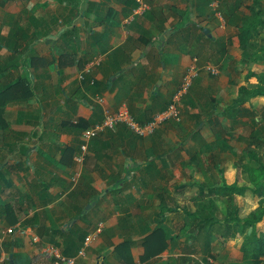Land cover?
Instances as JSON below:
<instances>
[{
    "label": "crops",
    "instance_id": "obj_1",
    "mask_svg": "<svg viewBox=\"0 0 264 264\" xmlns=\"http://www.w3.org/2000/svg\"><path fill=\"white\" fill-rule=\"evenodd\" d=\"M1 1L0 264H56L53 248L75 264H213L221 221L203 217L214 207L207 200L236 183L232 152H242L245 135L260 124L258 113L243 108L264 107L252 84L260 60L242 57L238 19L223 13L220 0L177 3L181 14L175 0ZM195 57L221 70L196 77L179 103L180 120L148 136L125 124L106 129L76 161L82 127L122 106L150 120L169 107ZM211 178L222 184L209 186ZM201 220L209 221L195 238ZM99 224L102 232L86 244ZM236 235L220 242L229 249ZM246 240L240 256L229 250L222 262L247 260Z\"/></svg>",
    "mask_w": 264,
    "mask_h": 264
},
{
    "label": "rangeland",
    "instance_id": "obj_2",
    "mask_svg": "<svg viewBox=\"0 0 264 264\" xmlns=\"http://www.w3.org/2000/svg\"><path fill=\"white\" fill-rule=\"evenodd\" d=\"M236 3L235 10L236 13L232 16V19H239L237 22L238 27L239 26H246V25H253L252 27V35L250 37V41L248 45L245 46H240L241 49H243L242 52V57H245V55L253 58L258 57L260 53L262 52V49L264 48V26L260 21L264 22V0H233ZM180 3L184 4L186 3V0H175V12L178 14H181V11H183L176 6ZM6 5L5 2H2L0 0V12L3 11L2 7ZM9 8V6H6ZM212 13L214 14L213 8H211ZM216 11H220L219 6L216 9ZM255 26V27H254ZM250 46V48H248ZM235 50L236 48H231ZM239 55V54H238ZM202 61H199V65H201ZM222 67V66H221ZM253 68H255L256 72L259 73L260 75L255 77L254 81L252 82L253 86L259 87V88H264V60L260 59L259 63L253 65ZM247 73V72H246ZM246 77V76H245ZM261 115V113H260ZM259 130L257 129V132ZM229 137L231 136L236 137L237 135L235 133H230L228 134ZM227 135V137H228ZM264 135V134H263ZM247 140L241 141L242 146L246 147L248 142H252L255 144L256 141H253L252 139H249V135H246ZM259 145L257 146L258 151L260 152L261 156V161L264 162V142L262 140H257ZM220 149V148H219ZM219 149L214 148L213 152L218 155V159L222 157V151ZM215 150V151H214ZM244 151V149H242ZM241 152V149L237 150L235 153L232 152V157L236 159V167L238 169L237 173V178H236V183L239 186H250L252 185L249 179L248 175V167L257 165V161L251 160L250 157L245 154L244 152ZM228 157L230 156L231 152H228ZM215 173L210 172V175ZM215 178H211L209 180V186L215 187V186H220L222 184L221 179L219 181L216 179L214 182ZM253 192L249 188H244V189H237L235 193H230L225 190L217 191L215 195L211 198V200H207L210 205V201H214V207H211L208 209V211H205L203 214V217H208L210 215H213L214 218H216L218 221H221L220 225H217L215 230L220 231V232H226L227 230H230V233L235 235L236 232V238H239L235 240L232 244H230L229 249H226L224 247L223 239L225 240L226 238L224 236H220V241L217 239L219 238L217 234L212 238V241L216 242V246L214 249V253L218 254V258L214 259L213 264H225V262H222V259L225 258L226 256V251H232V254L237 256H240V251H239V244L242 241V239L249 238L251 233H252V228L249 226H245V228L242 226V222L239 223L235 219V217H247L249 216L252 212L256 211L262 202H264V192H260L258 194H251ZM259 197V198H257ZM260 199V200H257ZM241 218V217H240ZM189 223L193 221L192 218H189ZM225 221V223H224ZM256 229L257 232L260 236H264V218L262 221L256 223ZM239 236H242L240 238ZM234 238V239H236ZM227 240V239H226ZM197 255V254H196ZM233 257V260H229L227 262L228 264H250L248 260H239L236 257ZM191 258V257H190ZM264 258V256H263ZM259 264H264V261L260 262Z\"/></svg>",
    "mask_w": 264,
    "mask_h": 264
},
{
    "label": "trees",
    "instance_id": "obj_3",
    "mask_svg": "<svg viewBox=\"0 0 264 264\" xmlns=\"http://www.w3.org/2000/svg\"><path fill=\"white\" fill-rule=\"evenodd\" d=\"M210 2L213 0H209ZM221 4L223 6L221 10H223V13H225L226 16H233L234 13H236L235 10V6L236 3L233 0H220ZM74 0H69V4H73ZM77 4H79V0H77L76 6ZM189 13H188V18L189 17ZM239 20V19H238ZM262 24L264 23L263 21H260ZM253 25H246V26H239L237 25V29H238V36L240 38V42L241 45H246L249 43L250 41V37L252 35V27ZM264 26V24H263ZM255 27V26H254ZM257 59H262L264 60V48L262 49V52L260 53V55H258ZM255 73H250L249 76H254ZM254 95H264V88H259V90L255 91L253 93ZM252 94V95H253ZM243 110L245 112H247L249 115H253L255 117L256 113L259 114L260 117V124L258 126V132L256 127L252 128V131L249 134V139H252L253 141H256L255 144H253L251 141L248 142L247 146L244 148V153L247 154L251 160L257 161V165H253L248 167V175H249V179L252 185L248 186H239L237 185V183L233 184V185H228L226 183H224L220 189L221 190H225L228 191L230 193H235L237 189H244V188H249L253 191V193H259V192H264V162L261 161V156H260V152L258 151L257 146L259 145L257 140H262V142H264V107L262 109H258L255 110L253 112L249 111L247 108H243ZM261 113V115H260ZM104 118V116H103ZM103 120V119H102ZM101 120V121H102ZM253 120V119H252ZM251 120V121H252ZM78 122V120H77ZM98 122V121H97ZM97 122L91 124V125H83L84 129L89 128L91 126H93L94 124H96ZM100 122V121H99ZM251 123H256L257 121L254 119ZM78 126H81V121L79 122ZM253 126H256L255 124H253ZM83 129V130H84ZM102 133V132H101ZM100 133V134H101ZM99 134V135H100ZM98 135V136H99ZM96 136V137H98ZM95 137V138H96ZM246 137V135H245ZM94 139V138H93ZM247 140V138H246ZM222 143L225 144V142L222 141ZM264 148V145H263ZM192 214V213H190ZM236 221L242 224V226L245 228V226H251L253 227V231L250 235L249 238H247V240L245 241L244 245H243V251H244V255L246 257V259L250 262V264H259L260 262L264 261V236H260L257 232L256 229V223L260 222L263 218H264V202L261 203L260 207L252 212L249 216L245 217V218H240V217H235ZM209 220H201L198 224V229H199V234L195 236V238H198L201 234H202V229L205 226V224L208 223ZM241 221V222H240ZM215 223V222H214ZM213 223V224H214ZM212 224V225H213ZM208 235L213 234V229L212 226L211 228H209L207 231ZM218 233H220L222 236H226L229 237L232 235V233H230V230H227L226 232H220L217 231ZM158 231L157 233L154 234L155 237H158ZM210 237V236H209ZM208 237V238H209ZM81 239V238H80ZM75 242H71V243H67L66 245V252L70 253L72 251V248L74 247ZM163 244H161L158 248H155L154 246L150 247L149 246V250L148 251V255H152L155 254L156 252H159L163 249ZM184 264H187L186 262Z\"/></svg>",
    "mask_w": 264,
    "mask_h": 264
},
{
    "label": "built area",
    "instance_id": "obj_4",
    "mask_svg": "<svg viewBox=\"0 0 264 264\" xmlns=\"http://www.w3.org/2000/svg\"><path fill=\"white\" fill-rule=\"evenodd\" d=\"M140 1V0H139ZM141 5L138 8V10H145L147 8L146 4H143L142 1L140 2ZM97 63V60L95 59L92 61L88 66L80 73L79 77L80 79H84L86 73H90L94 67V65ZM208 71L214 75H217L220 73V67L217 64H213L211 62H207L203 65H199V59L195 57L191 64L189 65L188 69L185 72L183 81L181 86L178 88V90L175 92V95L172 99V102L170 103L169 107L162 111L156 113L150 120L146 122H141L137 120L134 115L130 112L127 106H122L118 108L117 110H110L105 109L104 110V118L102 121L97 122L93 126L86 128L82 132V140L83 143L81 144L82 152L80 154L76 155V161L78 163H82L84 160V154L88 150V143L91 139L98 136L101 132H103L105 129H113L119 124H125L133 133L139 135V136H148L150 134H153L157 128H159L163 123L166 121L175 118V120L181 119V112L179 109V103L181 102L183 96H185L189 90L191 89L194 80L198 75H200L201 71ZM94 83V81H92ZM97 101L99 103L104 102V98L100 95H97L96 97ZM79 172L77 173V176H79ZM103 225L99 224L98 227L95 229L93 233H90L86 237V244L89 243L93 238H95L100 232H102ZM22 233H26L27 229L19 227L17 228ZM14 231V229H9V232ZM55 257H56V264H75L76 263V257L75 256H67L60 252L58 248H53ZM84 248L81 249L80 254H84Z\"/></svg>",
    "mask_w": 264,
    "mask_h": 264
},
{
    "label": "clouds",
    "instance_id": "obj_5",
    "mask_svg": "<svg viewBox=\"0 0 264 264\" xmlns=\"http://www.w3.org/2000/svg\"><path fill=\"white\" fill-rule=\"evenodd\" d=\"M220 70H221V68H220ZM217 75H218V74H217ZM177 90H178V89H177ZM177 90H176V91H177ZM189 91H190V90H189ZM96 97H97V95L94 97V99H95V101H96L97 103H99V102L97 101ZM100 104H103V103H100ZM105 130H106V129H105ZM105 130H104V131H105ZM82 132H83V131H82ZM91 140H92V139H91ZM91 140H90V141H91ZM90 141H89V142H90ZM82 143H83V140H82ZM82 143H81V144H82ZM88 144H89V143H88ZM80 147H81V146H80ZM87 151H88V150H87ZM81 152H82V149H81ZM81 152H80V153H81ZM80 153H78V154H80ZM86 153H87V152H86ZM86 153H85V154H86ZM85 154H84V155H85ZM76 155H77V154H76ZM75 157H76V156H75ZM84 157H85V156H84ZM75 159H76V158H75ZM83 161H84V160H83ZM82 163H83V162H82ZM82 163H79V164H82ZM79 173H80V172H79ZM80 175H81V173L79 174V176H77V174H76V175L73 177V181L76 182V181L78 180V178L80 177Z\"/></svg>",
    "mask_w": 264,
    "mask_h": 264
}]
</instances>
